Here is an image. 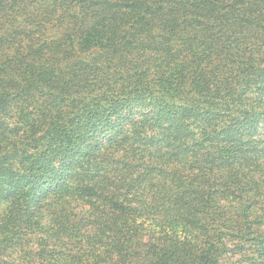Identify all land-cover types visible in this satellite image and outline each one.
Listing matches in <instances>:
<instances>
[{
	"label": "trees",
	"instance_id": "16d2710c",
	"mask_svg": "<svg viewBox=\"0 0 264 264\" xmlns=\"http://www.w3.org/2000/svg\"><path fill=\"white\" fill-rule=\"evenodd\" d=\"M0 264H264V0H0Z\"/></svg>",
	"mask_w": 264,
	"mask_h": 264
}]
</instances>
